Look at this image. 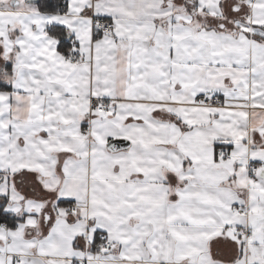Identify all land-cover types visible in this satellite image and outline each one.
Wrapping results in <instances>:
<instances>
[{"label": "snow or ice", "instance_id": "obj_1", "mask_svg": "<svg viewBox=\"0 0 264 264\" xmlns=\"http://www.w3.org/2000/svg\"><path fill=\"white\" fill-rule=\"evenodd\" d=\"M0 264H264V0H0Z\"/></svg>", "mask_w": 264, "mask_h": 264}]
</instances>
